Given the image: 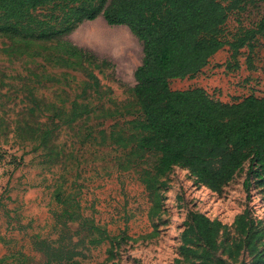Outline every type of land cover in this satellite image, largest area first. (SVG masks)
I'll list each match as a JSON object with an SVG mask.
<instances>
[{
    "label": "rangeland",
    "instance_id": "obj_1",
    "mask_svg": "<svg viewBox=\"0 0 264 264\" xmlns=\"http://www.w3.org/2000/svg\"><path fill=\"white\" fill-rule=\"evenodd\" d=\"M242 4L229 12L223 39H236L261 19L264 0ZM64 41L97 57L70 56ZM251 42L236 57L225 45L199 72L171 79V87L201 86L222 101L264 95V36ZM142 57V41L128 25L109 24L103 15L60 40L0 35V264H42L34 237L66 242L77 229L73 239L84 236L79 221L64 226L59 219L64 200L78 201L77 209L114 237V244L90 245L80 264H198L179 250L190 211L226 224L223 240L236 234L234 220L246 207L264 220V184L249 175V160L220 191L174 165L157 183L161 212L149 213L148 170L155 172L159 153L137 144L145 118L133 86ZM74 107L80 114L69 120ZM48 126L53 131L44 138Z\"/></svg>",
    "mask_w": 264,
    "mask_h": 264
},
{
    "label": "trees",
    "instance_id": "obj_2",
    "mask_svg": "<svg viewBox=\"0 0 264 264\" xmlns=\"http://www.w3.org/2000/svg\"><path fill=\"white\" fill-rule=\"evenodd\" d=\"M245 0H0V35L35 40L61 39L79 23L103 15L109 24H126L142 41L143 57L134 71L133 92L144 114V133L137 144L159 153L155 172L148 170L152 195L149 213L162 210V193L157 183L174 165L189 169L197 181L220 191L245 161L249 175L264 184V95L248 94L238 100L222 101L201 86L174 89L173 78H185L203 69L210 58L229 45L232 57L257 35L264 36V12L258 24L246 28L234 40L220 36L229 12L242 8ZM51 6L40 16L35 11ZM70 56H95L89 49L64 41ZM103 64H110L101 59ZM80 112L74 107L73 120ZM53 128L46 127L47 138ZM250 189L251 180L244 183ZM0 204H2L0 200ZM60 220L79 221L87 233L64 239L34 237L42 264H80L90 245L107 239L109 230L84 216L78 201L64 200ZM235 235L223 240L226 229L218 218L190 211L182 231L180 254L198 264H264V220L246 207L234 220ZM65 230H63L64 232ZM80 245H83L81 248ZM113 248V247H112ZM222 250L227 253L217 255ZM143 264V263H139Z\"/></svg>",
    "mask_w": 264,
    "mask_h": 264
}]
</instances>
